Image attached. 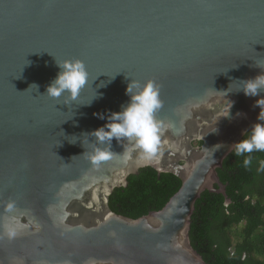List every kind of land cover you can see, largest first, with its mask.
I'll list each match as a JSON object with an SVG mask.
<instances>
[{
	"label": "water",
	"instance_id": "95a60500",
	"mask_svg": "<svg viewBox=\"0 0 264 264\" xmlns=\"http://www.w3.org/2000/svg\"><path fill=\"white\" fill-rule=\"evenodd\" d=\"M53 55L86 65L75 101L42 96L59 71ZM261 73L264 0H0V224L19 226L11 239L0 227V264H208L191 244L192 215L203 192L225 193L218 169L264 96L236 90ZM149 80L162 100L157 154L114 138L94 165L109 145L88 134L129 102L131 81ZM145 167L180 189L137 219L113 212L114 189Z\"/></svg>",
	"mask_w": 264,
	"mask_h": 264
},
{
	"label": "trees",
	"instance_id": "16d2710c",
	"mask_svg": "<svg viewBox=\"0 0 264 264\" xmlns=\"http://www.w3.org/2000/svg\"><path fill=\"white\" fill-rule=\"evenodd\" d=\"M247 155L233 150L218 169L225 193L215 185V192L206 190L196 202L190 240L208 264H264V152L251 153L245 166ZM127 182L114 189L109 207L131 219L161 210L181 187L178 177L152 167Z\"/></svg>",
	"mask_w": 264,
	"mask_h": 264
},
{
	"label": "clouds",
	"instance_id": "9594fccd",
	"mask_svg": "<svg viewBox=\"0 0 264 264\" xmlns=\"http://www.w3.org/2000/svg\"><path fill=\"white\" fill-rule=\"evenodd\" d=\"M55 60L59 71L47 86L46 94L42 96L52 99H59L63 96L66 98V103L68 100L75 101L81 90L88 84L89 73L86 65L80 59H66L58 62L55 57ZM240 82L241 87L236 91L242 90L246 96L255 97L264 93V73ZM30 88L38 91L39 85L33 84ZM126 95L130 97L129 102L122 105L120 111L110 113L104 126L88 134L94 136L99 144L108 142L109 145L107 148L96 147L91 153L89 159L94 165L111 158V141L114 138L120 143L121 141L129 142L131 147H124V151L131 153L139 150L142 159H151L157 154L161 143V125L156 119V112L162 106L159 86L151 80L144 83L131 81L126 89ZM254 106L260 108L258 122L252 124L250 132L244 131L243 136L246 138L233 145L235 155L248 154L243 162L245 166L251 163V153L264 152V96L258 99ZM229 114L230 111L227 116ZM96 115L105 119L104 114L97 113ZM84 154L85 152L82 155ZM8 208L11 209L12 204H9ZM0 227L3 228V235L9 239L18 234V223L4 222L0 224Z\"/></svg>",
	"mask_w": 264,
	"mask_h": 264
}]
</instances>
